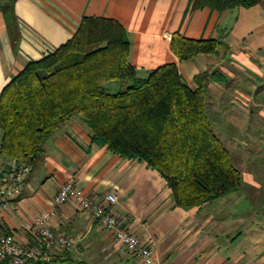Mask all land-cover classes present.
<instances>
[{
	"label": "crops",
	"instance_id": "obj_1",
	"mask_svg": "<svg viewBox=\"0 0 264 264\" xmlns=\"http://www.w3.org/2000/svg\"><path fill=\"white\" fill-rule=\"evenodd\" d=\"M5 3L0 0V95L28 62L71 39L85 16L123 23L132 41L131 62L144 75L175 62L184 80L197 86L200 73L217 71L209 82L210 118L237 165L241 157L246 190L204 206H178L159 170L94 143L75 115L55 130L17 208L1 214V225L18 240L36 243L30 223L52 210L59 189L72 180L92 195L117 194L112 208L118 221L153 248L152 264H264V225H255L252 213L255 205L264 207V0L225 10L198 0H15L10 14ZM177 31L197 39L220 37L227 48L181 60L172 49ZM122 86L112 83L113 90ZM256 141L262 142L258 160L248 145ZM235 146L246 151L237 153ZM50 224L78 237L52 256V264H148L75 200L58 206Z\"/></svg>",
	"mask_w": 264,
	"mask_h": 264
},
{
	"label": "trees",
	"instance_id": "obj_2",
	"mask_svg": "<svg viewBox=\"0 0 264 264\" xmlns=\"http://www.w3.org/2000/svg\"><path fill=\"white\" fill-rule=\"evenodd\" d=\"M198 1L225 10L252 7L262 0ZM14 2L6 0V14L13 11ZM223 48L227 45L220 37L197 39L177 31L172 38V49L181 60ZM131 51L123 23L85 16L71 39L28 62L0 95L4 171L13 161L39 166L58 126L81 115L94 143L159 170L178 206H204L244 193L243 172L210 118L209 82L217 71L200 73L197 86L184 80L175 62L144 75L132 64ZM113 82L123 84L119 91H113Z\"/></svg>",
	"mask_w": 264,
	"mask_h": 264
},
{
	"label": "built area",
	"instance_id": "obj_3",
	"mask_svg": "<svg viewBox=\"0 0 264 264\" xmlns=\"http://www.w3.org/2000/svg\"><path fill=\"white\" fill-rule=\"evenodd\" d=\"M33 167L13 161L9 171L0 173V218L6 211L17 208V202L23 193L25 180L30 177ZM70 200H75L80 207L112 232L116 239L130 251L142 257L148 264L155 261V252L150 246L142 244L138 235L123 228L112 208L118 196L109 192L105 196L92 195L76 182L64 183L56 194L54 207L49 212L38 215L30 223V229L36 236V243H24L17 239L12 231L6 230L0 223V261L8 260L10 264H27L29 260H43V264H52V256L59 251H66L78 242V237L55 230L51 219L56 208Z\"/></svg>",
	"mask_w": 264,
	"mask_h": 264
},
{
	"label": "rangeland",
	"instance_id": "obj_4",
	"mask_svg": "<svg viewBox=\"0 0 264 264\" xmlns=\"http://www.w3.org/2000/svg\"><path fill=\"white\" fill-rule=\"evenodd\" d=\"M107 86V85H106ZM108 89H109V86H108ZM115 89V88H114ZM113 91H119V90H113ZM260 144L262 145V142L261 141H256V142H250L248 145H249V150H253L251 152L253 158H255L256 160H258L259 158L258 157H255V155L257 153H260L262 147L260 146ZM264 148V147H263ZM234 150H236L237 153H240L243 155L242 151L245 150L244 148H240V146H235ZM246 151V150H245ZM250 156V155H249ZM264 156L262 155L261 158H263ZM237 159V158H236ZM238 165H244V163L241 161V157L238 158ZM251 159V158H250ZM252 160V159H251ZM254 207V210L252 211V213L255 214V218L253 219L255 222L254 224L256 225L257 224H262L264 225V207L262 209V206H253ZM258 209V211H257ZM252 220V221H253Z\"/></svg>",
	"mask_w": 264,
	"mask_h": 264
}]
</instances>
